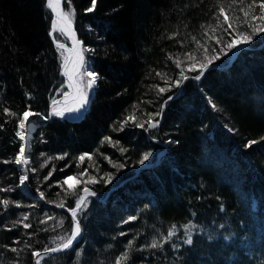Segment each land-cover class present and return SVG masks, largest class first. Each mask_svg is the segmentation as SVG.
<instances>
[{"label": "trees", "instance_id": "16d2710c", "mask_svg": "<svg viewBox=\"0 0 264 264\" xmlns=\"http://www.w3.org/2000/svg\"><path fill=\"white\" fill-rule=\"evenodd\" d=\"M252 3L98 0L88 13L91 0H62L63 10L74 13L80 49H89L84 58L100 78L80 120L55 118L31 133L28 168L36 171L28 172L27 183L34 195L44 193L43 203L18 187L15 132L25 110L46 115L66 92L60 72L69 40L50 35L53 16L46 0H0V188L13 189L0 191V199L11 202L7 210L0 204V264H36L40 258L35 260L33 251L43 252L55 246V237L70 233V217L51 207L62 199L74 207L76 197L65 196L62 181L85 169L98 180L112 174V181L87 185L96 195L78 214L81 238L72 249L43 256L40 264H115L125 251L129 258L122 264H264V33L237 50L230 63L238 47L221 54L199 81L192 79L198 71L186 72L190 78L180 88L161 94L158 87L165 84L157 75L177 78L175 60L184 68L191 63L186 53L202 59L197 42L219 52L215 37H223L221 43L229 39L221 7L233 24L229 31H250L240 8ZM259 14L257 6L249 21ZM177 93L163 117H156L157 129L145 131L129 121L121 130L126 117L144 122ZM6 108L13 115H6ZM253 140L258 142L245 148ZM145 152L152 153L145 162L155 161L152 167L138 164ZM82 154H87L83 162ZM113 163L125 166L118 170ZM25 213L27 230L13 224ZM188 224L195 225L192 245L183 243ZM173 226L176 235L168 243L149 247L153 239L163 243Z\"/></svg>", "mask_w": 264, "mask_h": 264}, {"label": "snow or ice", "instance_id": "6c2138e0", "mask_svg": "<svg viewBox=\"0 0 264 264\" xmlns=\"http://www.w3.org/2000/svg\"><path fill=\"white\" fill-rule=\"evenodd\" d=\"M98 0H91V6L86 9V12L91 13L93 12L97 7ZM237 0H233V3H236ZM240 3H243V0H239ZM46 6L49 8L52 13H54V18L51 21V29L50 35H52L53 32L59 31V33L66 37H74V31L71 27V17L74 15V13L69 11H64L61 8V0H46ZM259 7L260 14L257 15H251V21H249L250 12L255 7ZM70 7V5H69ZM240 12L243 13L244 16V23L248 24L250 31H229L230 29H233V24L229 22V17L225 12V8L221 7L219 9V16H222L224 18V23L228 25L226 29H224L225 32L228 33L229 39L227 41L223 40V37H215L216 43L221 44V47L219 49V52L216 51V49L213 47L209 49L207 46V43L205 42L203 45L199 44L197 42L198 47H202L204 52L202 59H197L195 55H193L191 52L186 53V58L188 61H191L187 65L186 68L181 67L182 62L179 58L175 60L176 67L180 69V72L172 81H169L167 76L162 73H157L158 76H161V78L164 81L165 86L164 87H158V91L161 94H165L166 92L172 91V88H180L184 81H187L190 77L186 74V72H193L198 71V74L192 77V79H195L197 81L201 80L202 77H204L205 73L209 70V68L212 66V64L220 59L221 54H227L228 51H231L239 46H244L249 43H251L253 37L255 35L264 33V0H260V2L257 4V0H253L252 4H249L247 6V10L245 8H240ZM259 21L260 23L258 26H255V22ZM219 23L217 24V27H219ZM203 27V25H202ZM213 32H215V29H212ZM205 35H207V32H205ZM212 39V37H209ZM54 42L57 43V47L60 49H64L65 45L63 43H59L56 41V38L53 37ZM195 39V37L193 38ZM80 44V41L73 38V51H76L75 46ZM89 51V49L82 48L79 52L76 53V59L73 62V66L71 70H69L68 64L69 61L67 58H64L62 60L61 65V75L67 77L68 83L67 87L69 89L75 88L77 91V99L74 100L72 104L64 103L62 106L61 101L53 100L52 101V109L47 115H41L38 112H33L31 109L25 110L22 115L19 116L18 124H17V131L15 132V136L19 139L21 142L19 145V150L17 155L14 158V163L17 166H20L21 171L23 174L19 176V185L18 187H22L25 185L26 181L28 180V172L32 171L35 172L36 169H29L27 166L30 164V159L27 154V136L30 130V125L35 127V125H32V122L30 120V117L32 116H39L43 120H47L51 116L59 117V118H66V114H79L81 110L85 107L87 103L88 94L84 92V84H85V78H86V85L89 90L93 89V87L96 85L97 81L99 80V74L95 71V69L88 66L83 52ZM171 58V57H170ZM171 84V86H169ZM59 95L65 97V100L68 96L71 95V93L66 92H60ZM179 97V93L176 95H170L167 97L166 100H164L163 104H161L159 110L155 113H148V119L144 122H137L134 115L126 117L125 121L121 123V130H123L124 124L128 123L129 121L133 122L137 128H142L145 131L155 130L160 126V120L156 119V117H163L164 109L166 108L169 101H172L174 99H177ZM213 107L216 106L213 104ZM6 115H13L7 108L4 110ZM145 124L147 127L145 128ZM229 131H233L232 129H229ZM106 140L109 138H105ZM264 139V137H262ZM111 142V141H110ZM170 143H179L178 141H169ZM258 141H249L245 148H250L253 144H256ZM120 151L123 153L126 151V149L121 148ZM43 155V154H41ZM87 154H82L78 157L79 161L83 162L86 158ZM151 152H145L138 160V164L144 165L145 162L149 161V158L151 157ZM57 159H61L63 157H56ZM89 160L92 159L90 155L87 156ZM51 159V158H49ZM9 161H4V163H8ZM46 163V162H45ZM111 163V161H110ZM112 166L114 168H117L118 170L123 168L125 165L123 164H116L113 163ZM41 167H44V164L41 165ZM52 172H49L48 175L44 178L47 180L49 177H51ZM83 177H87V179H83ZM112 174L105 173L103 176L99 178V180L88 174L87 169L82 171L79 176L76 175H69L62 181V185L67 186V191L65 192V196H75L76 199L74 201V207H66L65 201L62 199L60 203L55 204L57 208H65L71 215L72 218V227L70 233H66L65 235H61L58 237H55L53 240V244L55 246L52 247H46L43 250V254H49V253H57L60 251H66L69 249H72L74 244L78 242V238L82 234V225L80 222L79 213H82L89 205V197H94L96 195V192L91 190L87 185H94L96 183H99L100 181H104L105 185L108 183H111L112 181ZM83 184L84 187L82 190L77 193L76 189ZM0 191H13L12 188H0ZM40 199L45 200V195L43 192L39 193ZM51 203V201H48ZM9 199H0V204L4 206V209L7 210L9 204ZM15 207L19 208L21 207V204L18 202H15ZM31 207H35V205H31ZM135 217H129V220H133ZM29 220V215L27 213L22 214L20 219L18 221H13V224H22L23 228L27 230L31 227L29 223H23L24 221ZM46 221H41V223H45ZM128 222V221H125ZM63 225V220L59 222L58 226ZM195 227L193 224H188L184 228L185 236L186 238L183 240V243L186 245H192L193 244V238H192V229ZM11 231L12 229H7ZM121 235H124V233H121ZM176 235V228L173 226L167 233L166 236L162 237L163 243H159L156 239H153L151 241V244L149 245L152 249H158L163 246L164 243H168L173 236ZM227 239V237H225ZM14 243H19L18 241H14ZM132 241H128V249L131 250L132 248ZM173 247L175 248L176 245L173 244ZM12 252H17V248H11ZM43 254L39 251H33L32 255L34 257H38L40 259L36 260V264H40L41 259H43ZM77 256L80 255L79 252L76 253ZM129 258V251H125L123 255L118 258L115 262V264H122V261L127 260Z\"/></svg>", "mask_w": 264, "mask_h": 264}, {"label": "water", "instance_id": "95a60500", "mask_svg": "<svg viewBox=\"0 0 264 264\" xmlns=\"http://www.w3.org/2000/svg\"><path fill=\"white\" fill-rule=\"evenodd\" d=\"M61 8H62V10H63L62 0H61ZM71 27H72V29H73V31H74V37H70L69 55H68V57H67V59H68V61H69V64L72 62V59H73V57H74V51L72 50L73 47H74V46H73V38H75V39L78 40L77 34H76V32H75V30H74V28H73L72 23H71ZM78 47H79V44L75 46L76 49H77ZM69 64H68V65H69ZM60 75H61V72H60ZM61 77L63 78V80H64V82H65L66 93H71V95L68 96L66 100H65V97H63V96H61V97H59L58 99H56V100H58V101H61V105H58V106H62L64 103H66L67 101H69L70 98H71V97L73 96V94H74V88L69 89V88L67 87V83H68L67 77H65V76H63V75H61ZM51 109H52V103H51L50 106H49L48 113L51 111ZM48 113H47V114H48ZM53 118H55V116H51V117H49L47 120H43V119H41L39 116H32V117H30V120H31V122H32V125H35V127H34V128H31V127H33V126L30 125V130H29V131H32V130L35 129V128H38V127H41V126L45 125L46 123H48V122H50L51 120H53ZM27 141H28V143H27V146H26V147H29V148H30L31 137H30L29 133H28V136H27ZM18 168L21 170L20 166H18ZM21 172H22V171H21ZM22 174H23V173H22ZM24 188H25L24 191H25V194H26V195H29V196H30L31 198H33L34 200H41L39 196H36V195H34V194L32 193V191H31V189H30V187H29L27 181H26V183H25V185H24ZM48 207L50 208V206H48ZM55 210H59V211H63V212H65V213H67V214L69 215L71 221H72V218H71L70 213H69L65 208H55ZM81 236H82V234H81ZM81 236L78 238V240L81 238ZM62 252H64V251H60V252H57V253H49V254H43V252H41V253L43 254V256H46V255H57V254L62 253ZM37 258H38V257H34L35 260H36Z\"/></svg>", "mask_w": 264, "mask_h": 264}, {"label": "bare ground", "instance_id": "6f19581e", "mask_svg": "<svg viewBox=\"0 0 264 264\" xmlns=\"http://www.w3.org/2000/svg\"><path fill=\"white\" fill-rule=\"evenodd\" d=\"M48 9V11L50 12V14L53 16V18H54V13H52V11L49 9V8H47ZM223 18V17H222ZM54 33V32H53ZM69 48H70V43H69ZM240 49V48H239ZM238 49V50H239ZM77 50L78 51H80L81 49H80V44H79V47L76 49V51H74V57H73V59H72V62L68 65V67H69V70H71V68H72V66H73V62L75 61V57H76V52H77ZM236 51L237 50H235V51H233L232 53H231V55L229 56V63L231 62V60H232V58H233V56H234V54L236 53ZM69 55V54H68ZM68 55H67V57H68ZM66 57V58H67ZM87 64H88V66H90L91 68H92V66H91V62H89V61H87ZM97 84V83H96ZM95 88H96V85L93 87V89H92V94H93V91L95 90ZM77 96H78V94H77V91H76V89L74 88V94H73V96L70 98V100L69 101H67L66 103L67 104H72L73 102H74V100L75 99H77ZM91 96V95H90ZM52 103V102H51ZM50 103V104H51ZM89 103H90V101L88 100V102L86 103V106L81 110V112L79 113V114H74V115H71V114H66V118H62V119H66V120H69V121H78V120H80L83 116H84V114H85V112L88 110V106H89ZM50 106V105H49ZM48 109H49V107H48ZM47 113H48V111H47ZM47 113H46V115H47ZM55 118H59V117H55ZM55 118H53V120L55 119ZM52 121V120H51ZM50 121V122H51ZM49 123V122H48ZM47 124V123H46ZM45 124V125H46ZM44 126V125H43ZM31 128H34V127H31ZM39 128V127H38ZM35 129H37V128H35ZM35 129H33L32 131H29V135H30V137H31V133L35 130ZM31 140H32V137H31ZM21 143V142H20ZM30 144H31V142H30ZM28 149H29V147H27V152H28ZM156 160V159H155ZM155 163V161L154 162H151L149 165L148 164H144V165H142V167L141 168H145V166L146 167H152L153 166V164ZM29 166V165H28ZM141 168H138V170L137 171H139ZM21 171V170H20ZM22 173V172H21ZM21 190L25 193V188H24V186H22L21 187ZM36 196H38V195H36ZM40 197V196H39ZM40 201H42V200H40ZM43 202V201H42ZM44 203V202H43ZM52 209H54L55 210V208H57L56 206H52L51 207ZM56 211H59V210H56ZM63 212V211H62ZM67 214V213H66ZM68 215V214H67ZM69 216V215H68ZM71 220V219H70ZM72 222V221H71Z\"/></svg>", "mask_w": 264, "mask_h": 264}, {"label": "rangeland", "instance_id": "374dc122", "mask_svg": "<svg viewBox=\"0 0 264 264\" xmlns=\"http://www.w3.org/2000/svg\"><path fill=\"white\" fill-rule=\"evenodd\" d=\"M257 24V23H256ZM54 33H56V34H58V35H60L62 38H64V39H68L69 40V43H70V37H66V36H63V35H61L60 33H59V31H56V32H54ZM242 46H239L237 49H235V50H238L239 48H241ZM65 50H67V55L69 54V47L67 48V49H65ZM234 50V51H235ZM77 52H79L78 50H77ZM76 52V53H77ZM75 59H76V57H75ZM84 92L85 93H87L88 94V98H87V102H88V100H89V97H90V95L92 94V89L91 90H89L88 88H87V85H86V78H85V84H84ZM86 106V105H85ZM71 115H74V114H71ZM28 151H29V149H28ZM28 167V166H27Z\"/></svg>", "mask_w": 264, "mask_h": 264}]
</instances>
